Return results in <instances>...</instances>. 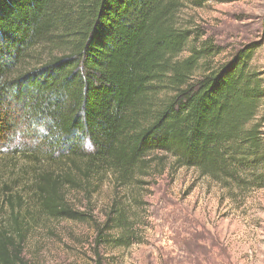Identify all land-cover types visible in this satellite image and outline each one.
<instances>
[{"label": "trees", "instance_id": "trees-1", "mask_svg": "<svg viewBox=\"0 0 264 264\" xmlns=\"http://www.w3.org/2000/svg\"><path fill=\"white\" fill-rule=\"evenodd\" d=\"M209 1L0 0V153L28 147L33 199L50 218L91 223L99 259L140 242L130 209L144 206L135 194L152 169H195L232 202L264 189V78L249 67L259 45L212 65L220 47L179 16ZM42 42L62 54L24 67ZM106 178L99 221L89 205ZM7 233L0 260L11 264Z\"/></svg>", "mask_w": 264, "mask_h": 264}, {"label": "rangeland", "instance_id": "rangeland-1", "mask_svg": "<svg viewBox=\"0 0 264 264\" xmlns=\"http://www.w3.org/2000/svg\"><path fill=\"white\" fill-rule=\"evenodd\" d=\"M179 16L182 25L198 27L202 40L209 38L220 47L212 65L229 62L246 44L259 45L249 67L264 78V0H211L200 8L187 2ZM50 53L60 55L62 50L40 43L24 67L38 65ZM187 55L188 50L181 58ZM255 122L264 133V108ZM31 154L20 140L0 153V229L12 238L13 245L5 244L11 264H264V189L232 202L195 169L171 171L168 164L162 173L152 169L143 178L148 185L135 194L144 206L130 209L139 218L140 242L102 250L99 259L91 223L53 219L40 210L32 197ZM40 159L45 164L36 167H48ZM19 196L24 199L20 204ZM112 197L106 178L89 205L95 219L103 220ZM70 201L76 208L85 207L78 194H71Z\"/></svg>", "mask_w": 264, "mask_h": 264}]
</instances>
